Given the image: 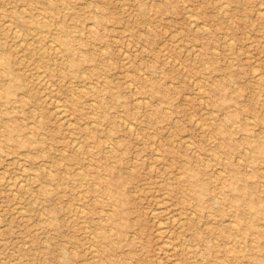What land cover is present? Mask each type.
Segmentation results:
<instances>
[{"label": "rangeland", "instance_id": "rangeland-1", "mask_svg": "<svg viewBox=\"0 0 264 264\" xmlns=\"http://www.w3.org/2000/svg\"><path fill=\"white\" fill-rule=\"evenodd\" d=\"M46 1L56 9L38 7L52 26L65 20L74 37L84 39L81 47L95 53L74 74L78 78H73L72 90L87 85L97 92L82 98L79 112L86 124H76L82 153L73 149L52 105L34 87L28 104L1 103L6 112L0 120L13 118L16 134L33 142L19 145L5 139L6 127L0 124V264H214L216 257L227 264H256L254 253L264 247V105L259 101L264 98V20L258 13L264 11V0H222L224 13L216 0ZM141 5L147 8L144 14ZM97 12L94 25L90 16ZM7 13L0 5V23ZM92 26L97 39L88 31ZM1 29L0 41L9 48ZM9 52L11 57L14 52ZM50 54L49 64L57 67L62 60ZM33 63L24 58L15 65L25 72L19 83H35L28 71ZM58 79L60 85L68 77L61 83ZM217 83L224 88H215ZM116 98L126 106L116 105ZM210 122L232 128L231 137L210 130ZM229 137L237 148L230 149ZM255 140L261 151L254 149ZM113 141H119L115 156L107 151ZM19 153L28 155L19 156L33 176L24 193L7 185L20 172ZM187 167L198 170L215 190L205 195L202 209L193 190L184 196L176 183ZM48 169L55 181L46 175ZM232 170L256 185L255 195L263 201L256 218L253 211L226 200L220 211L211 208L213 197L238 193L228 184L225 188ZM81 172L84 182L79 181ZM94 172L111 180V191L100 183L97 192L91 190L98 181ZM244 212L255 220L257 235L237 237V230H225L232 216ZM99 223L112 236V246L97 239ZM159 225L167 238L159 234ZM164 240L170 244L168 254Z\"/></svg>", "mask_w": 264, "mask_h": 264}, {"label": "bare ground", "instance_id": "bare-ground-1", "mask_svg": "<svg viewBox=\"0 0 264 264\" xmlns=\"http://www.w3.org/2000/svg\"><path fill=\"white\" fill-rule=\"evenodd\" d=\"M140 3H142V2L140 1ZM216 3L218 5V7L220 8V13H224L226 10L224 9V4H223L222 0H216ZM0 5H2V7H5L8 10V13L6 14L7 16L6 15L2 16L0 26H2V29H1L2 31L4 30L5 32H7V35L9 37V41H10V43H9L8 40L4 37L7 40L8 44H10L9 48H8L7 44L2 43L0 41V105H1V103L28 104L31 101V96L33 93L32 88L34 87L36 89V91H39V93H40L39 96L42 97L43 100H45L48 104L52 105L51 108L53 109V112H54L57 120L59 121V123L62 126L65 127V130L70 134V138H71L70 142H71L73 149L76 152L82 153V151H83L82 142L80 140V137L77 135L78 132L76 131V129H77L76 124L79 127L82 124H86V122L81 121V120H83V118L81 116L82 114L79 112L80 107L82 105V101H83L82 98L86 99V97L91 92L94 93V92H97V90L96 89L93 91H92V89L87 90V88H89V87L87 85H84V88H86V89H84V88L80 89L79 88L80 90L77 89L74 92V90H72V88H71V82L73 81V78L77 77L74 74L76 72L81 71L82 63H84L85 61H92L95 58L94 51H92L90 48L83 49L81 47V45H82L81 42L84 39L83 38L78 39L77 37L75 38L74 37L75 34H73V32L68 28V25H67L65 20H62L59 23L57 22L56 26L53 27L52 23L49 21V19H47V16L42 15V12L40 13L39 7H41L42 8L41 10H44V11L55 10L56 5L52 1H46V0H3V2H0ZM35 9H36V11H34ZM146 11H147V8L144 5H141L140 6V12L142 14H144V13H146ZM258 13H259L260 17L264 20V11L260 9ZM100 14L101 13L97 12V13H92V15H94V16H90L93 19L94 25L99 23ZM186 14H188V13H186ZM62 15H64V14H62ZM188 15H190V14H188ZM190 16L192 17V15H190ZM193 18H195V17H193ZM68 20H70V18ZM147 25H148V23H147ZM88 31H89L92 39L99 38V34H98V31L95 28V26H92L91 28H89ZM114 37H116V36H114ZM231 40H232V38H231ZM49 41L53 42L55 44V46L49 47V45H48ZM228 42H229V40H228ZM193 46H194V44H193ZM119 47L121 48V46H119ZM49 48H51V50L53 51V52H51L52 54L49 53ZM8 50L14 52L13 54H11L12 55L11 57H10V52ZM126 53L127 52H125L124 55ZM49 54H50V56L54 55L59 60H62L57 64V67L53 68L50 65L51 63L49 64V61H48ZM99 56L103 57L102 53ZM100 57L98 59H100ZM24 58H28L30 60H33L34 61L33 64H35L34 67H30L29 69L27 68L28 71L31 72V75H32L33 79L35 80L34 81L35 83L31 84L30 86L27 84L23 85L21 82L20 83L18 82V78L20 77V75L25 74V72L21 71L20 68L18 70V68L15 65L21 63V61H23ZM23 66H25V65H23ZM23 66H22V68H23ZM253 68L255 69V67H253ZM254 69H252V70H254ZM256 70L257 69L254 70V77L256 78L257 83H261L263 81V78H262L261 74H259V72ZM54 77L59 78L58 80L60 81V83H61V81L62 82L64 81L65 77H68V79L65 80L63 83H61L60 85H58V83H56L57 78H54ZM79 79L84 83L85 80L83 78H79ZM131 80L136 81V78H132ZM199 87L202 88L203 90L206 89V86H203V85H201ZM213 88H214V86H213ZM215 88H222L223 89L224 86L222 85V83H217V85H215ZM211 89H212V85H211ZM61 92H64L65 97H66L65 99L62 98ZM136 98L139 99V96ZM259 101L261 103H263V105H264V98L263 97L260 96ZM92 102L94 103V101H91V103ZM137 102L140 103L141 101L139 100ZM114 103L116 105L126 106V102L123 100H120L119 98H116ZM5 112H6V109L1 108V106H0V115H2ZM125 118L129 119L127 116H125ZM12 120H13V118L7 119L5 121L0 120V124L2 123L6 127L5 134H4L5 139L15 141L19 145H23V144L27 145L29 143H32L33 140L31 138L24 139L23 136L16 134V132H15L16 127L12 126V123H11ZM127 121L128 120H125V122H127ZM210 123H211L209 126L210 130H213V131L215 130V132H217V133H228L229 132L228 135L231 137L232 132H233L232 128H228L225 126H219L218 127L217 125H215L214 122L213 123L210 122ZM132 124L130 126H132ZM243 125H244V129L248 132L249 131L248 124L245 123ZM39 126L40 125H38V127ZM101 137H103V136H101ZM247 141H249V135H247L245 137V142H247ZM257 142H258V140H255L254 149L261 151L262 147L260 144L256 145ZM227 143H229L230 149H232V150L238 147L237 142H234V140L232 138L228 139ZM191 144L192 143H190V145ZM111 145L112 146L109 147V149H107V151L111 155L115 156L117 151H118L119 141H113V143ZM101 146H102V144H101ZM100 149H103V148H100ZM19 155H26V154L25 153H19L18 155H16V158L19 159L18 160V162H19L18 168H19L20 172L18 173V175L7 179V185L9 186V188L11 189L12 192L24 191L31 184V180L33 178V176H31V174L26 171L25 164H24L25 163L24 161H26L25 158H21ZM26 156H28V155H26ZM51 157H53V156H51ZM198 157H200V156H198ZM50 170L48 172H46L47 173L46 175L48 176V178L51 181H55L56 176ZM218 170H219V168H218ZM221 172H222V170H221ZM94 173L97 174V180L98 181L95 180V185H94L95 187L91 188V190H94L95 192H97L98 190L96 189V186H97L96 183H100L101 185H104L105 190L111 191V186H112L111 180H106V179L102 180L101 174H98V172H94ZM199 174H200V172L198 170L189 169L187 167V171L184 174V176H181V178H179L180 180H178V182H176V183L179 185V188L183 192L184 196H185L187 190L192 189L194 192L193 199L196 202V206L198 209H202V208L206 207L205 206L206 205L205 195H208V194L213 195L215 190L210 186V184L205 179H201L199 177ZM180 175H183V174L180 173ZM78 176H79V181L84 182L85 173L81 172L78 174ZM262 176H264V175H262ZM230 179L231 180L229 181V183L225 182V188L228 184V186L230 188H234L235 190H237L238 193L231 194L230 196H227L226 194H224V196H222L221 198L213 197V201L210 202L211 208H213L217 211H220L222 203L226 200V201H230V203H232V204H236L237 208L242 207L244 209V211L247 209H248V211H251V212L253 211L254 215H255L253 217L256 218V215H258V213L262 210V206H263L262 205V202H263L262 198L255 195V193L256 194L258 193L256 185H254V183L253 184L248 183L247 182L248 180H245V176L242 175L241 171H239V170H237V171L232 170V174H231ZM117 185L119 187L122 186V182L118 181ZM84 190H86V189H84ZM22 193H24V192H22ZM220 193L223 194V187H222V191ZM14 195H15V193H14ZM163 199L168 200L166 198H163ZM77 205H79L78 209H82L84 206L83 203H78ZM153 210H155V208ZM152 212H154L156 214V216H159V214H161L165 211L163 210V212L162 211H152ZM173 215L174 214H172V217H174ZM106 216H107L106 217L107 220H110L112 218V217H110L109 214ZM174 218H176V217H174ZM161 220H163V219H161ZM163 221H165V220H163ZM228 221L229 222H226L225 230H227L228 232H230L231 230H237L238 231V233L236 234L237 237H239V235H243V236L245 235L246 236L248 234L257 235V232L254 230L255 224H256L255 220L253 218H251V219L247 218L245 212H244V214L239 213L235 217L232 216V218H230ZM214 222L219 224L218 221H214ZM162 223H164V222H162ZM103 225H104L103 223L97 224L96 227H97L98 233H97L96 237H97V239H105L106 244L108 246H112L114 244V241L112 240V236L107 231L102 229ZM159 226H160L159 227V234L162 237H164V239H165V237H166L165 227L161 226V225H159ZM197 238H200V236L197 235ZM162 246H164L165 253L167 252V254H168V251L171 249H170V244L167 243V240H164V243ZM261 248H262V249H260L262 251L261 253H258V252L254 253V260H255L256 264H264V250H263L264 247H261ZM233 251L237 252L235 249ZM95 253H98V252H95ZM60 257L62 259V256H60ZM94 257H95V259H97L96 256H94ZM165 263L167 264V262H165ZM214 264H227V263L224 261L223 258L216 257L214 260Z\"/></svg>", "mask_w": 264, "mask_h": 264}]
</instances>
